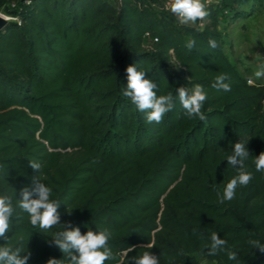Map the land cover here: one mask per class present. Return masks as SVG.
Instances as JSON below:
<instances>
[{"label":"trees","instance_id":"16d2710c","mask_svg":"<svg viewBox=\"0 0 264 264\" xmlns=\"http://www.w3.org/2000/svg\"><path fill=\"white\" fill-rule=\"evenodd\" d=\"M162 1L0 0L11 17L0 31V195L15 208L0 247L31 253L27 264L62 260L52 236L69 224L82 234H111L115 259L105 264H134L130 258L145 251L159 264H199L198 256L264 264V253L248 243L264 244V171L254 164L264 152V83L240 74L221 29L225 11L237 21L264 0L204 1L202 27L181 24ZM129 65L157 84V96L201 84L207 120L188 118L176 99L161 123H149L123 95ZM222 73L231 91L211 87ZM240 139L249 140L253 179L220 203L238 175L227 157ZM30 160L42 165L51 199L59 201L61 225L49 230L16 207L20 189L39 175ZM213 231L237 260L202 248ZM63 264H70L66 257Z\"/></svg>","mask_w":264,"mask_h":264},{"label":"clouds","instance_id":"9594fccd","mask_svg":"<svg viewBox=\"0 0 264 264\" xmlns=\"http://www.w3.org/2000/svg\"><path fill=\"white\" fill-rule=\"evenodd\" d=\"M165 8L171 11L181 24H195L209 15L204 0H171ZM208 44L211 49L218 46L214 39H210ZM195 45L194 39L187 43L189 49ZM126 72L128 83L123 95L129 98L139 111L146 113L149 123H161L165 114L175 107L176 99L188 118L207 120L202 111L207 93L201 84H196L191 91L180 86L176 89V97L171 93L157 96L155 91L157 84L151 79H146L145 72L138 71L134 65H129ZM254 75L257 79L264 78V63L258 65ZM228 80V75L222 73L216 77L211 87L217 91H231V84L227 82ZM251 83L252 81L249 80V84ZM248 141L240 139L235 142L231 154L227 157L228 165L236 168L238 175L227 183L222 195H219L220 203L234 199L237 187L247 186L253 179L252 172L246 168V162L250 156ZM254 164L257 172L264 171V152L255 157ZM30 167L38 171L39 175L33 178L31 187L25 186L20 189V198L16 202V207L28 214L30 223L34 227L49 230L58 224L61 225V216L58 212L59 201L51 199L53 189L46 185L45 178L41 176L42 165L30 160ZM14 212L12 199L8 195H0V238L7 239L10 220ZM110 236L111 234L106 230L99 232L89 230L86 234H82L79 227L71 228L69 224V226H63V230L55 233L52 238L55 246L64 253V258L66 257L70 264H105V261L115 259L113 250L109 246ZM248 243L254 250L259 249L261 253H264V244L259 240H249ZM226 244L227 241L213 231L210 238L203 240L202 248L207 249L210 256L226 252L229 260H237L238 252L226 249ZM153 246L151 243L147 245L149 248ZM23 253L21 247H0V264H27L31 253L28 255H23ZM63 259L51 258L47 264H63ZM130 260L134 264H159V257L149 251H145L140 256L131 257Z\"/></svg>","mask_w":264,"mask_h":264},{"label":"rangeland","instance_id":"374dc122","mask_svg":"<svg viewBox=\"0 0 264 264\" xmlns=\"http://www.w3.org/2000/svg\"><path fill=\"white\" fill-rule=\"evenodd\" d=\"M162 2L157 0L160 5ZM246 6L249 8L251 2ZM0 13L11 19L4 11L0 10ZM230 14L231 12L225 11L221 17L226 55L242 76L252 83H264V78L257 79L254 75L258 65L264 63V4L259 5L257 13L244 19L232 21ZM198 260L199 264H216L202 256H198Z\"/></svg>","mask_w":264,"mask_h":264},{"label":"built area","instance_id":"2783aa9c","mask_svg":"<svg viewBox=\"0 0 264 264\" xmlns=\"http://www.w3.org/2000/svg\"><path fill=\"white\" fill-rule=\"evenodd\" d=\"M206 3H209L210 1H212V0H204ZM113 2L117 5V6H119L120 4H121V0H113ZM171 3V0H167V2H166V4H170ZM197 25H199V26H202V25H204V20H198L197 21ZM158 38H155V41L157 40ZM147 47L149 48V49H153V43H150V44H148L147 45Z\"/></svg>","mask_w":264,"mask_h":264},{"label":"water","instance_id":"95a60500","mask_svg":"<svg viewBox=\"0 0 264 264\" xmlns=\"http://www.w3.org/2000/svg\"><path fill=\"white\" fill-rule=\"evenodd\" d=\"M9 18L0 13V31L8 24Z\"/></svg>","mask_w":264,"mask_h":264},{"label":"bare ground","instance_id":"6f19581e","mask_svg":"<svg viewBox=\"0 0 264 264\" xmlns=\"http://www.w3.org/2000/svg\"><path fill=\"white\" fill-rule=\"evenodd\" d=\"M8 18V17H7Z\"/></svg>","mask_w":264,"mask_h":264}]
</instances>
